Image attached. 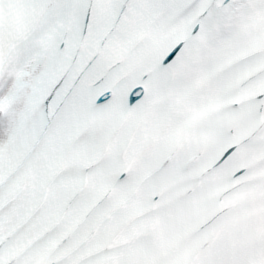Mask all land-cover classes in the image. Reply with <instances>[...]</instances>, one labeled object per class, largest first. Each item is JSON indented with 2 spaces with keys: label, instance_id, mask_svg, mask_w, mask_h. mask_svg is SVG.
<instances>
[{
  "label": "snow or ice",
  "instance_id": "obj_1",
  "mask_svg": "<svg viewBox=\"0 0 264 264\" xmlns=\"http://www.w3.org/2000/svg\"><path fill=\"white\" fill-rule=\"evenodd\" d=\"M0 264H264V0H0Z\"/></svg>",
  "mask_w": 264,
  "mask_h": 264
}]
</instances>
